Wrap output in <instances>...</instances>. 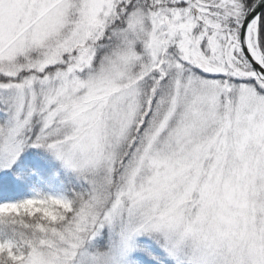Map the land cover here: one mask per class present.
Instances as JSON below:
<instances>
[{
  "label": "snow or ice",
  "instance_id": "6c2138e0",
  "mask_svg": "<svg viewBox=\"0 0 264 264\" xmlns=\"http://www.w3.org/2000/svg\"><path fill=\"white\" fill-rule=\"evenodd\" d=\"M0 264H264V0H0Z\"/></svg>",
  "mask_w": 264,
  "mask_h": 264
}]
</instances>
